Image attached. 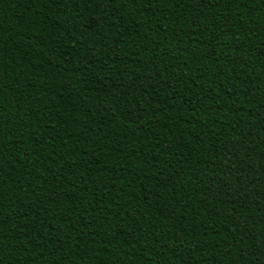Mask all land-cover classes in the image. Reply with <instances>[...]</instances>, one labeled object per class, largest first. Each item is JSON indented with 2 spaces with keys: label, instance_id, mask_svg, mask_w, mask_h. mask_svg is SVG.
<instances>
[{
  "label": "trees",
  "instance_id": "1",
  "mask_svg": "<svg viewBox=\"0 0 264 264\" xmlns=\"http://www.w3.org/2000/svg\"><path fill=\"white\" fill-rule=\"evenodd\" d=\"M0 264H264V0H0Z\"/></svg>",
  "mask_w": 264,
  "mask_h": 264
}]
</instances>
